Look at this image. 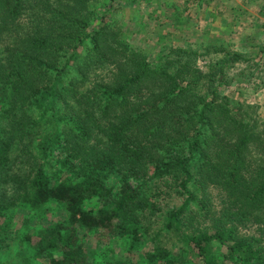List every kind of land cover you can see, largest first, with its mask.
Instances as JSON below:
<instances>
[{
	"label": "trees",
	"instance_id": "1",
	"mask_svg": "<svg viewBox=\"0 0 264 264\" xmlns=\"http://www.w3.org/2000/svg\"><path fill=\"white\" fill-rule=\"evenodd\" d=\"M111 1L0 0V250L12 209L60 203L61 232L37 255L111 264L90 259L80 233L134 249L174 194L159 234L183 245L158 244L144 264H264V123L222 92L253 73H231L242 55L216 45L151 62Z\"/></svg>",
	"mask_w": 264,
	"mask_h": 264
},
{
	"label": "rangeland",
	"instance_id": "2",
	"mask_svg": "<svg viewBox=\"0 0 264 264\" xmlns=\"http://www.w3.org/2000/svg\"><path fill=\"white\" fill-rule=\"evenodd\" d=\"M106 7H111L127 45L144 52L151 62L159 60L161 50L170 47L201 50L216 45L240 53L242 59L231 73L245 70V75H249L246 71L250 69L253 82L233 83L223 87L222 92L258 106L257 115L264 123V55H259V48L264 46V0H113ZM203 60L206 59L199 60L200 67L205 65ZM172 195H165L163 212L151 226L149 237L134 249L119 237L80 233L90 259H102L106 253L109 256L106 263L122 260L126 264H144V254L158 244L177 253L182 241L169 232L159 234L163 215L182 204V200ZM11 218L0 250L1 260L5 264L47 263V257L38 256L34 248L38 241L61 232L59 226L66 219L65 206L51 203L35 211L14 208ZM28 236L31 238L26 239Z\"/></svg>",
	"mask_w": 264,
	"mask_h": 264
}]
</instances>
